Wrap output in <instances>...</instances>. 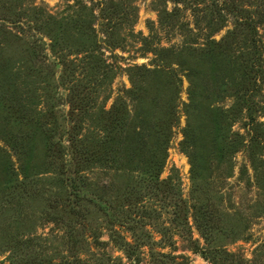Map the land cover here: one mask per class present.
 <instances>
[{
    "label": "rangeland",
    "instance_id": "1",
    "mask_svg": "<svg viewBox=\"0 0 264 264\" xmlns=\"http://www.w3.org/2000/svg\"><path fill=\"white\" fill-rule=\"evenodd\" d=\"M0 264H264V0H0Z\"/></svg>",
    "mask_w": 264,
    "mask_h": 264
},
{
    "label": "trees",
    "instance_id": "2",
    "mask_svg": "<svg viewBox=\"0 0 264 264\" xmlns=\"http://www.w3.org/2000/svg\"><path fill=\"white\" fill-rule=\"evenodd\" d=\"M74 148H75V147H73V149H74ZM75 152L78 153L77 150H76ZM80 155L83 156V153L81 152ZM75 156H76V155H75ZM70 181H71V185H72V186H74V187H76V188H77V187L80 188V183H79L80 180L76 179L75 176H73V177L70 179ZM122 222H123V221H122Z\"/></svg>",
    "mask_w": 264,
    "mask_h": 264
}]
</instances>
